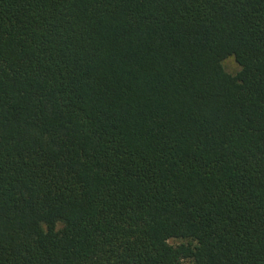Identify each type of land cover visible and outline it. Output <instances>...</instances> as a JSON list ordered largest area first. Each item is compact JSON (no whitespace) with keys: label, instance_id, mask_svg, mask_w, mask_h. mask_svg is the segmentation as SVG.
<instances>
[{"label":"trees","instance_id":"obj_1","mask_svg":"<svg viewBox=\"0 0 264 264\" xmlns=\"http://www.w3.org/2000/svg\"><path fill=\"white\" fill-rule=\"evenodd\" d=\"M185 261L264 264V0H0V264Z\"/></svg>","mask_w":264,"mask_h":264},{"label":"rangeland","instance_id":"obj_2","mask_svg":"<svg viewBox=\"0 0 264 264\" xmlns=\"http://www.w3.org/2000/svg\"><path fill=\"white\" fill-rule=\"evenodd\" d=\"M223 66H224L225 70L231 74H237L241 69V66L236 61L234 56H230V57L226 58L223 61ZM171 242L172 243H180L181 240H172ZM183 264H190V262L185 261Z\"/></svg>","mask_w":264,"mask_h":264}]
</instances>
